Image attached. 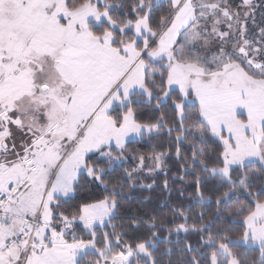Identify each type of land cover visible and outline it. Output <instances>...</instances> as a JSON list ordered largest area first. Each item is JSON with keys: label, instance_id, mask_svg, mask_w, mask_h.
I'll use <instances>...</instances> for the list:
<instances>
[{"label": "snow or ice", "instance_id": "1", "mask_svg": "<svg viewBox=\"0 0 264 264\" xmlns=\"http://www.w3.org/2000/svg\"><path fill=\"white\" fill-rule=\"evenodd\" d=\"M0 264H264V0H0Z\"/></svg>", "mask_w": 264, "mask_h": 264}, {"label": "trees", "instance_id": "2", "mask_svg": "<svg viewBox=\"0 0 264 264\" xmlns=\"http://www.w3.org/2000/svg\"><path fill=\"white\" fill-rule=\"evenodd\" d=\"M143 150H147L146 148L145 149H143ZM173 171H175V169H173ZM163 175H161L160 176V181L162 182L163 181ZM137 195H139V193H137ZM143 195H152V197H153V200L155 201V202H159V200H162L163 199V197L165 196V195H167V193H163L162 192V190L160 189V188H156V189H154L151 193H149L148 191H144L143 192ZM153 207V204H148L147 205V208H152Z\"/></svg>", "mask_w": 264, "mask_h": 264}]
</instances>
